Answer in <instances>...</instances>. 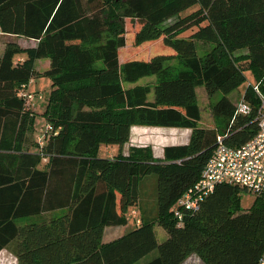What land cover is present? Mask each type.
I'll return each mask as SVG.
<instances>
[{
	"label": "trees",
	"instance_id": "16d2710c",
	"mask_svg": "<svg viewBox=\"0 0 264 264\" xmlns=\"http://www.w3.org/2000/svg\"><path fill=\"white\" fill-rule=\"evenodd\" d=\"M130 32L138 45L162 39L178 67L165 55L121 63ZM0 33L36 42L8 41L0 55V251L18 264H136L155 250L145 264H182L193 254L203 264H257L264 193L244 213L230 183L181 218L172 207L200 178L219 136L240 147L257 132L264 0H0ZM198 44L208 49L199 54ZM42 59L49 65L41 72ZM246 71L254 84L240 99L251 108L243 115L228 96ZM36 76L51 80L43 118L53 131L31 151L35 107L20 94ZM148 77L155 81L139 83ZM198 87L210 98L221 94L212 106L216 126L199 127ZM136 126L191 134L157 159L149 145L123 152ZM153 174L155 216L104 242L106 228L127 224L140 180ZM155 224L168 234L161 244Z\"/></svg>",
	"mask_w": 264,
	"mask_h": 264
},
{
	"label": "rangeland",
	"instance_id": "374dc122",
	"mask_svg": "<svg viewBox=\"0 0 264 264\" xmlns=\"http://www.w3.org/2000/svg\"><path fill=\"white\" fill-rule=\"evenodd\" d=\"M8 41L16 42L23 47H30L33 46V44H36L35 41L26 39L24 37H9L8 39H5V37L0 35V53L2 52V46H5V43ZM198 46L199 54H201V51L204 52L208 49L207 45L198 44ZM156 55L167 56L169 60L165 64L169 65L170 68L176 69L178 67V60L174 51L171 48L166 47L162 39L145 42L138 45L134 42L133 34L130 32L126 35L125 46L119 50V58L121 63H125L131 60L147 61ZM46 61H48V59H42L41 61H39L38 67L43 65V62ZM244 76L245 80L238 86V88H236V90L232 94L228 96L234 104L240 101L245 88L249 84H254V79L249 71L244 72ZM154 81L155 77H148L141 79L139 83L152 84ZM125 86L129 87L130 85ZM27 88L26 89L31 93H39L43 97V100L41 101L37 98L33 100V105L35 107L33 108L35 112V124L34 128H32L30 132L28 148L34 150L35 145L37 144L36 141L38 137L42 136L46 129L47 123L43 118V112L45 109L46 100L51 91V80L45 76H36V78H33L32 81L29 82ZM220 95V93H217L213 98H210L204 87H198L196 89L197 102L201 113L199 127H212L218 124L216 118L212 114V106L220 98ZM32 107L33 106L30 105L28 108L30 109ZM180 131H182L183 134L178 133ZM187 131L188 130L181 128L136 126L132 128L130 140L127 144L124 145L123 152L127 153V150L131 145H149L153 148V156L155 158H158L157 156H159V153L165 146L183 145L184 143L182 142H185L188 139ZM184 133L186 134V136L184 135ZM114 150L115 147L112 146L110 147V150H107L106 154L111 153ZM239 188L241 190L239 192V210L243 213L248 212L254 204L257 195L248 192L243 187L239 186ZM139 192V206L133 209V211H135V215H127L128 221L126 225L108 227L103 238L104 242H107V240H114L123 235L131 227L138 225L136 223L137 219H139L140 222H142L143 219L150 221L155 216L157 209L156 175L153 174L142 178L139 182ZM154 234L158 244H161L168 238L167 232L157 224L154 225ZM2 254L3 255H0L1 264H16L14 263L16 261V258L12 254V252H2ZM156 255L157 251H152L136 264H145L151 259L155 258ZM182 264H201V261L196 255L193 254L190 255Z\"/></svg>",
	"mask_w": 264,
	"mask_h": 264
},
{
	"label": "built area",
	"instance_id": "2783aa9c",
	"mask_svg": "<svg viewBox=\"0 0 264 264\" xmlns=\"http://www.w3.org/2000/svg\"><path fill=\"white\" fill-rule=\"evenodd\" d=\"M259 96L260 105L256 116L257 132L240 147H230L223 143V138H217V146L209 158L196 183L185 191L175 202L172 212L175 217L181 218L185 212H194L200 208L207 196L212 194L220 183H230L243 187L248 192L259 195L264 193V96L254 86ZM20 96L31 104L34 99L42 100L40 94L21 91ZM236 111L239 114H249L250 105L243 100L237 103ZM53 128L46 126L44 134L38 137V142L43 143L46 133H51ZM56 134V132H55ZM130 214L135 215V211ZM139 224L140 220L137 219ZM257 264H264V252L259 257Z\"/></svg>",
	"mask_w": 264,
	"mask_h": 264
},
{
	"label": "crops",
	"instance_id": "0c3cea01",
	"mask_svg": "<svg viewBox=\"0 0 264 264\" xmlns=\"http://www.w3.org/2000/svg\"><path fill=\"white\" fill-rule=\"evenodd\" d=\"M1 36H3V37H5V39H8L9 37H12V36H6V35H2V34H0ZM33 41V40H32ZM20 45V44H19ZM34 45V44H33ZM3 50H4V46H2V52L0 53V55L3 53ZM46 60V59H45ZM39 61H41V60H37L36 62H35V69L37 70V71H44L45 69H47V67H48V65H49V60L48 61H46V62H43V65H41L40 67H38V63H39ZM186 130H188L187 131V135H188V139L185 141V142H182V143H187L188 142V140H189V137H190V134H191V130H189V129H186ZM131 132H132V129H131ZM178 133H180V134H183V132L182 131H180V132H178ZM184 135L186 136V134L184 133ZM180 143V142H179ZM176 144H178V143H176ZM29 147V146H28ZM153 149V148H152ZM164 149V148H163ZM163 149L161 150V152L159 153V156H157L158 158L157 159H161V158H163ZM31 150V149H30ZM32 151V150H31ZM153 153H154V151H153ZM107 229V228H106ZM106 229H105V231H106ZM104 231V235H105V232ZM103 238H104V236H103ZM109 241H112V240H107V242H109ZM2 252H10L11 253V251H9L8 249H4V250H2V251H0V255H3L2 254ZM13 254V253H12ZM14 255V254H13ZM15 256V255H14ZM15 258H16V256H15ZM199 259V258H198ZM200 260V259H199ZM201 261V260H200ZM14 263H16V264H18V261H17V258H16V261L14 262ZM1 264V263H0ZM201 264H203V262H201Z\"/></svg>",
	"mask_w": 264,
	"mask_h": 264
}]
</instances>
